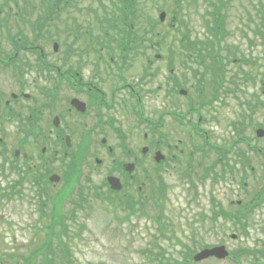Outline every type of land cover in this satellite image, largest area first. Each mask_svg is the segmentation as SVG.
<instances>
[{
    "label": "rangeland",
    "instance_id": "obj_1",
    "mask_svg": "<svg viewBox=\"0 0 264 264\" xmlns=\"http://www.w3.org/2000/svg\"><path fill=\"white\" fill-rule=\"evenodd\" d=\"M27 1L33 9L37 10L35 14L34 11L31 13L32 21L35 22L40 12V0ZM206 1L186 0L182 11L187 17L181 19L199 28L200 19L209 8L208 3L204 4ZM222 1L224 3V0ZM2 2L0 0V3ZM173 2L174 0H139V8L143 10L141 23H145L147 16L151 19H158L160 14L157 11L158 6H163L168 13L163 26H159L161 36L158 41L161 43L159 54L162 55L163 59L160 63L162 69L154 75L153 82L151 80L140 82V70L144 58L137 57L135 63L133 61L135 68L129 74L128 85L139 87L142 89L143 96L146 97L142 101L145 110L143 114L145 122H156L159 113L168 109L185 111L188 105V103L186 104L188 101L186 97L177 96L174 100H176L178 107L172 106L169 99L171 94L175 92L166 93L171 88L170 79L172 78L166 59L170 56L171 49V32L168 28L171 21L169 12L176 9ZM9 4L14 8L12 12H9L7 6H0V9H2V14L0 11V141L4 143V145H0V256L17 254L26 257L29 255L28 248H40L42 246L41 239L43 233H46L51 217L53 221L54 216L57 215L61 221V215L56 214L54 211L50 212V210L53 198L62 189L63 182L54 185L49 182L47 184V177L52 175L51 172H53L60 177H67L69 181L74 178L71 166L74 164L72 155L66 163L58 160L62 147L61 143L54 136L49 135L48 142L43 139L46 151L42 155L40 153L42 149L40 140L32 139L29 134L27 135V131L29 128L34 129L36 133L44 131L48 127L49 119L47 118L53 116L55 112L58 114L56 110L52 114L49 111L52 110V107H63L64 102L71 98L69 95H73V92L68 91L65 95L62 92H52L53 98L47 97V95L41 97L42 93L36 92L35 87L71 86L68 81L61 80L56 75V71L48 73L44 68L39 69L41 58L38 53L33 55L28 54L27 51L19 50V54L16 55L17 52L11 46L6 35L15 38L14 36L19 37V32L22 31L25 34L23 37L25 39L26 33L30 34V32L24 28L23 22L15 16L17 6L14 5V2L9 0ZM19 5L21 6V4ZM228 16L227 26L225 27L228 39L224 38L225 44L222 45L233 49H237V46H239L241 56L248 55L249 47H253L251 55L258 60L257 55H259V52L260 55H264V37L262 39L252 31H259V27L264 26V0H229L226 6L225 19ZM249 17H252L253 24L249 22ZM62 22L63 18L61 16V21H55L52 26L51 33L54 34L58 29L62 30ZM242 33L247 35L248 42L242 36ZM1 34H3V37ZM28 37L23 42H27L29 47H34L35 45H29L30 38ZM59 43L62 47L56 52L53 51L51 41L42 46L45 52L43 58L47 63L46 65H52L56 70L63 71V73L69 70L70 73L76 74L79 71L84 83L89 82L100 87L101 84H104L107 77H104L103 74L100 82L91 80L94 79V75L88 74L92 61L96 58L95 55H79L80 48L75 46L68 49L64 46L62 38L59 39ZM116 53L118 51L114 54ZM254 54H256V57ZM15 55L17 60L12 61L11 59H15L13 58ZM241 56H238V58ZM8 61H11V63ZM4 62H8V67H4ZM175 62L176 70L180 75L178 77L181 79L183 73H185V70L181 67L183 60L176 58ZM257 65L264 70L263 64L258 62ZM248 70L247 68L239 71L234 67V69H231L232 72L225 77L226 83L239 81L237 87H246L247 83L241 82L246 81L247 76H244ZM155 71L156 67L154 66L151 72ZM252 72L249 81L255 82L256 85H248L247 87L246 96L250 100H253L254 96L259 93L261 85L259 76L262 77L261 75L264 74L261 72V68L258 67L253 68ZM185 75L188 77L187 73ZM211 79H213L212 75H207L209 83ZM206 85L208 84L205 80H203L201 87L198 83L190 84L188 87H199L200 91L199 94L196 91L188 94V98L194 100L195 103L199 102L202 96L206 99ZM158 87H160L159 91L162 93L157 95ZM11 93L18 95L22 93L17 103L11 98ZM23 94L31 95V98L34 96V98L32 100H30L31 98H24ZM63 97L65 98L63 99ZM7 100H10V102ZM31 109L35 110L34 115L38 117V121H32ZM64 109L67 111V108L64 107L60 114ZM135 111L134 102L131 103L130 101L125 108V119H129L131 116L130 119L127 121L114 119L116 123V125H113L114 130L120 126L123 139L121 141L114 135L110 136L111 143L118 152L114 151L113 160H108L107 166L92 170L93 168H90L87 164L83 165L82 163L80 165L79 172H81L83 166L87 168L84 172L88 177H81L82 172L80 176V183L85 193L83 195L90 199V202L86 203L87 206L78 207L81 200H78V195L82 192L75 195L72 200L68 199L63 203L64 217H69L75 212L70 217V220L75 217V221L70 222L72 230L69 229V236L73 238L70 247L75 257L74 264H151V258L155 255L150 253V249L157 245L155 239L158 235L156 222L160 213H163L162 220L166 223V228L172 229L175 235H180L185 242L184 246L189 245L191 253L199 252L208 247H216L222 241L219 232L223 231V224L215 221L211 211L218 208L219 205L216 201L220 202V196L224 198V195L230 194L232 187L227 186L224 181L230 180V177L233 176L238 177V174L226 175L225 171L228 170H226L223 163H229L233 166L235 161L244 159L243 157L238 159L236 153L231 150L238 137L245 140L246 144L245 146L239 144L237 148L239 153L246 156H256L264 153V139L256 140L255 128H248L245 131L243 128L242 132L239 130L234 131V127L229 128L227 122L223 121L222 126H225V130H222L220 125H210L209 128L210 132L213 133L214 131V135L219 137V140L216 141L217 146L222 148V152L226 153L225 156H222L225 161L220 162L218 155L214 151L207 150L206 145L196 137L186 134L177 135L170 127L167 118H165L161 130L154 128L155 124L153 126L147 124L137 126L135 124L136 119L133 121V118H136ZM40 115L44 117L39 118ZM263 115L262 113L258 121H262ZM66 116L68 117L67 114ZM31 122L32 124H30ZM158 131L161 133L166 132L164 139L166 145L162 150H160L157 143L163 140L161 136H158ZM145 134L147 139H144ZM39 135L40 133L36 134V136ZM107 145H111L109 140ZM119 145H122L121 149L125 148L129 154L127 152L123 153L119 149ZM167 146H170V148L168 149ZM176 148L178 149L173 151ZM182 150L184 151L183 154L181 153ZM16 151L20 152L18 157L14 156ZM53 151L58 152L54 158L51 157ZM143 151L145 154L142 153ZM159 152L165 156L166 161L158 172L159 168L155 170L156 164L153 162V157ZM191 153H194V159L192 160L194 165L193 174L188 172L186 166V162H190L189 156ZM172 154L176 155L180 164H177L170 157ZM23 155H27L26 160ZM144 157L146 158V164L142 161ZM135 159H137L136 163L141 166L137 174L140 177V180L136 181L137 186L143 187L145 183L143 178L144 176L147 178L145 193L141 196H135L139 198L138 203L141 204V207L142 202L148 207L147 210L149 209L150 216L143 218L130 217V222H128L125 218L129 211L125 209V205H118V209L113 211L109 205L110 203L97 200L94 192H99V188H105L102 185V179L109 165H113L114 160L117 163L124 161V163H133ZM257 160L259 170L254 172L255 175L251 179H258L261 182L258 185H262L264 184V169L261 161L258 158ZM70 166L71 172L68 170ZM88 186H91V191H89ZM162 189H166V192H162ZM14 192L15 198L12 201H6V198ZM128 192L135 194V190H128ZM101 194H103L102 191ZM42 195L45 196L43 199H47L48 206L41 199ZM105 196L114 198V201L116 199L115 195L108 196L105 194ZM160 196H163L164 199L159 200V204L156 205L158 207L157 211L152 209L149 203L158 200ZM148 199L151 201L147 202ZM118 200L126 202L127 198L123 199V196H118ZM38 207L39 212L37 213ZM74 207L76 209H73ZM42 210L46 214L40 216ZM83 224L85 228L82 227ZM160 243L167 246L166 242L162 241ZM46 249H48V246H43L39 250L43 252ZM170 252L175 254L176 250ZM183 252L186 254L187 251L184 250ZM177 261L180 262L181 259L179 258ZM6 264L20 263L17 259H14Z\"/></svg>",
    "mask_w": 264,
    "mask_h": 264
},
{
    "label": "flooded vegetation",
    "instance_id": "obj_2",
    "mask_svg": "<svg viewBox=\"0 0 264 264\" xmlns=\"http://www.w3.org/2000/svg\"><path fill=\"white\" fill-rule=\"evenodd\" d=\"M86 34L89 33V30L85 31ZM174 34L176 39H183V30H181L177 25L174 28ZM89 53L86 51L79 52V55L87 56ZM95 55V59L92 61V66L88 72L89 75L102 74L107 78L104 81L109 80L108 71L106 69L105 63H98L97 54L91 53L92 56ZM98 65L100 67H98ZM93 70H96L94 72ZM81 74V73H80ZM76 87H35V89H39L42 92L41 97L53 98L52 92L60 93L62 92L64 95L68 93V91L73 92V95L69 100L64 102L63 107L57 106L52 107V110L49 111L52 114L55 110L60 114L64 107V111L58 115L56 112L53 113V116L48 117V129H50L46 135L45 132H41V134L45 137L54 136L57 140H60L62 143V147H65L67 150L68 147L65 146L67 143V139H69L72 148L75 143L76 151L79 150V147L82 144L89 145V149H97V151L102 152L106 155L111 156L113 154L114 145L111 143V135L115 137L120 132L115 133L114 130V119H124L125 118V108L127 107V103L132 101V95L140 100L142 95L141 89L139 87H131L128 84H119L117 87H108L106 84H102L101 87L97 85H93L91 83H84L83 78L79 75V71L76 72L75 75ZM65 81H68L67 79ZM181 88V87H180ZM187 91L192 89L193 92L196 91L197 87H183ZM206 95L207 98L205 100V106H195L194 100H190L185 111H177L168 109L166 112L159 113L157 117V129H162L164 126V119L167 118L169 121L170 127L176 132L177 135H191L189 133V127L186 126V122L192 124V118L197 113H205L207 114L206 119L212 122H216L212 125L219 124L222 125L223 121L227 119H236L237 117H241L242 108L241 105L238 107L241 108L239 111L235 112V105L238 103L237 97L239 96V100L241 101V87H206ZM51 89V90H47ZM45 91L50 92L45 93ZM52 91V92H51ZM34 98V97H33ZM65 97H63L64 99ZM191 99V98H190ZM15 101H19L18 98ZM172 106H176V100H170ZM227 104L229 107H227ZM238 108V109H239ZM247 117L253 119L251 116L254 110L249 109L248 107L244 108ZM32 112V121H38V117H35V110L31 109ZM182 112V113H181ZM68 115V117L66 116ZM257 116V112L254 114ZM43 115H40L39 118H43ZM57 119V120H56ZM202 117L199 121H202ZM186 122H185V121ZM57 121L58 125L55 124ZM193 128V127H192ZM46 129V128H45ZM222 130L225 128L222 126ZM31 133H36L35 130H31ZM206 138L208 139L206 144L208 145L207 150L214 151L217 155H225V152H222V148L218 147L216 143L212 142L211 139L217 140L219 137L214 135L215 132H210L209 130L203 131ZM39 134V133H38ZM158 136H161L163 140L158 141V146L160 150H162L166 143L164 141L166 137V132L161 133L158 131ZM144 139H147L146 134L144 135ZM107 140V141H106ZM110 142L111 145H107V142ZM89 141V142H88ZM175 146V145H174ZM122 145H119L121 149ZM169 149L170 146H167ZM178 148L173 149L176 151ZM126 149L123 148V152ZM234 151V149H231ZM172 152V149H171ZM183 154L184 151L182 150ZM129 154V152H127ZM65 155H68V151H65ZM237 156V154H236ZM245 156V159L248 161L244 166L239 165V172L244 173L243 175L246 177H250L247 172H254L256 169L258 171L257 163V155ZM174 160H178L175 154L170 156ZM143 162L146 164V158H142ZM194 159V153H191L189 156L190 162ZM137 162L135 159L134 163ZM121 164V166H120ZM161 166L157 165L159 168L158 172L161 170ZM139 167H141L139 165ZM121 169V173H119V177L124 179L128 174L125 172V163L121 162L115 165L114 169ZM262 168L264 169V164H262ZM146 178V176H144ZM227 186L232 187L230 191L231 198L236 203L237 211H232V209L228 208L226 204L219 205L218 208L212 209L211 213L214 218L223 219L228 216L235 215L236 217H241V219H251V226L242 227L240 222H237L235 233L238 235L237 239H232L229 241L227 237V228L222 227L223 231H220V237L222 241L218 245H227L230 249V257L225 260H217L213 257L198 262L195 261L194 258L187 261V264H242V262H246L245 264H264V184L258 185L261 183L258 179L256 180H228L224 181ZM215 206V205H214ZM229 209V213L227 210ZM223 224H226L225 222ZM233 229V227H229ZM218 234V235H219ZM212 248V247H208ZM207 249V248H205ZM203 250V249H202Z\"/></svg>",
    "mask_w": 264,
    "mask_h": 264
},
{
    "label": "trees",
    "instance_id": "obj_3",
    "mask_svg": "<svg viewBox=\"0 0 264 264\" xmlns=\"http://www.w3.org/2000/svg\"><path fill=\"white\" fill-rule=\"evenodd\" d=\"M5 1V0H4ZM16 5H17V18L18 20H20L21 22H23L24 24L28 25L27 22L29 21V18L31 16V13L33 11V9L30 7L31 4H29V2L27 0H12ZM61 1L62 0H40V4H47L48 7H51L50 8V13L53 14L52 12L56 13V9L54 7H52L53 5H57L59 6L61 4ZM95 1V0H93ZM112 0H97V2L99 3H107V2H111ZM121 5H122V8L123 10H121V14L119 16L114 15L113 17V20L116 22V21H127V20H130V16L128 14H131L132 11H133V8L135 6L134 4V1L133 0H118ZM218 2L221 3V0H218ZM5 5H9V3H6L4 2ZM19 4H23L21 7L19 6ZM27 21V22H26ZM125 28H127L128 30H130V25H125ZM34 32H37L34 30ZM37 36H43V29H40L38 31V33H35ZM24 33L23 32H19V36H23L24 37ZM131 33L128 32V31H123V36H122V40L123 42L120 43L121 46L127 44V43H131ZM27 44L24 43L22 40H18L16 41V49L19 50H26L25 46ZM53 71H56L55 69H52L50 70V73L53 72ZM57 74V72H55ZM56 214H60L61 213V210H56L55 212ZM59 222H60V219H58V216L55 215L54 216V220L52 221V217L51 219L49 220V234L46 235V240H49L51 245L48 249L44 250L43 252H41V250L37 249H31L30 248V255L27 256L25 258L26 261L30 263H35V264H58L59 263V260H62L63 259V264L66 263V261H68L66 259V256L64 257V254L67 253L66 250L64 251L62 249V246L61 245H66L64 244L63 242V238L61 239L60 238V232L61 230L58 229L59 227ZM61 243V245L58 244ZM55 245H59L60 247H55ZM66 249V247H65ZM58 254H61V255H58ZM9 258L11 259V256H9ZM69 259V258H68ZM0 264H3V263H0Z\"/></svg>",
    "mask_w": 264,
    "mask_h": 264
},
{
    "label": "water",
    "instance_id": "obj_4",
    "mask_svg": "<svg viewBox=\"0 0 264 264\" xmlns=\"http://www.w3.org/2000/svg\"><path fill=\"white\" fill-rule=\"evenodd\" d=\"M163 17H164V15L162 16V18H163ZM258 134H259L260 137H262V136L264 135V132H259ZM113 188L118 189L119 187L116 186V185H114Z\"/></svg>",
    "mask_w": 264,
    "mask_h": 264
}]
</instances>
